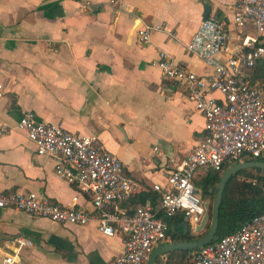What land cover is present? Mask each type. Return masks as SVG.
I'll use <instances>...</instances> for the list:
<instances>
[{"label":"crops","instance_id":"crops-1","mask_svg":"<svg viewBox=\"0 0 264 264\" xmlns=\"http://www.w3.org/2000/svg\"><path fill=\"white\" fill-rule=\"evenodd\" d=\"M235 4L0 0V190H33L53 202L90 207L88 196L59 178L50 155L37 154L17 127L20 114L29 110L35 119L59 123L73 133L96 134L136 183L125 206L133 208L141 199L155 206L152 184L164 183L168 158L183 157L203 127L185 87L161 75L154 62L157 50L196 74L210 73L209 65L184 49L203 5L224 22L227 38L217 54L220 61L240 53L244 35L262 43L249 22L239 26L232 21ZM142 22L160 25L144 43L135 34ZM256 63L264 65V59ZM247 73L244 67L242 74L249 78ZM16 235L29 243L17 247ZM121 249V233L103 235L94 220L60 223L0 208V260L15 250L16 264H110Z\"/></svg>","mask_w":264,"mask_h":264},{"label":"built area","instance_id":"built-area-1","mask_svg":"<svg viewBox=\"0 0 264 264\" xmlns=\"http://www.w3.org/2000/svg\"><path fill=\"white\" fill-rule=\"evenodd\" d=\"M231 18L239 26L249 22L255 35L264 39V0H236ZM159 27L140 23L135 28L137 40L147 42L151 31ZM226 38L224 22L210 13L200 19L185 43L186 52L198 55L210 66L206 75L179 66L164 50H157L154 62L161 75L185 87V96L203 117V127L183 157L168 158L164 183L152 184L157 192L155 206L148 199L131 210L122 204L136 183L96 134L73 133L59 123L37 120L25 110L17 127L25 131L37 154L50 155L59 178L88 196L90 207L53 202L33 190L16 188L0 190V208H15L60 223L85 225L94 220L103 235L120 232L122 249L110 264H145L154 246L169 241L167 222L159 213L169 217L181 211L183 220L194 231L208 201L194 185V174L202 169L218 170L223 163L244 157L264 156V94L242 74L244 67L264 59V44L256 42V36L244 35L240 53L220 61L217 54L225 47ZM211 91L219 95H211ZM12 240L17 247L29 243L20 235ZM14 252H5L0 264H16ZM157 256L153 264H177L166 261L164 252ZM187 260L188 264H264V211L253 214L232 232L192 250Z\"/></svg>","mask_w":264,"mask_h":264},{"label":"trees","instance_id":"trees-1","mask_svg":"<svg viewBox=\"0 0 264 264\" xmlns=\"http://www.w3.org/2000/svg\"><path fill=\"white\" fill-rule=\"evenodd\" d=\"M264 44V40L262 41ZM259 67L258 70L254 68ZM245 70L250 73L249 83L260 89L264 94V65L256 62ZM251 158H246L249 160ZM254 159L264 161V156H257ZM230 164L223 163L218 170H199L193 176L194 185L201 191L202 196L208 200V219L204 224V231H191L189 224L183 220L181 211L176 212L172 216H163L167 222L166 235L169 241L189 240L199 238L208 228L210 216V200L213 198V192L216 182L221 172ZM237 180L236 185L231 182ZM157 196H152V202H155ZM143 200L141 199L140 202ZM124 206L126 201L122 203ZM125 206V207H126ZM128 210L129 208L126 207ZM131 209V208H130ZM264 211V169L259 167H247L232 172L225 181L221 200L218 208L217 225L213 239L235 230L242 222L246 221L250 216L258 212ZM197 248V247H196ZM196 248L188 249H170L165 251L166 261L177 264H188V255ZM158 256L154 258L157 261Z\"/></svg>","mask_w":264,"mask_h":264},{"label":"water","instance_id":"water-1","mask_svg":"<svg viewBox=\"0 0 264 264\" xmlns=\"http://www.w3.org/2000/svg\"><path fill=\"white\" fill-rule=\"evenodd\" d=\"M209 7L207 5H203V10L201 13V19L205 18L208 15ZM247 167H259L264 169V161L257 160V159H249V160H242L231 163L228 165L220 174L215 189L213 192V198L210 205V216H209V224L207 230L197 239H189V240H175V241H166L160 244H157L152 248L149 252L145 264H153L154 258L160 254L161 252L168 251L170 249H188V248H196L199 247L210 240L213 239L216 225H217V215H218V208L221 200L222 190L225 184V181L229 177V175L237 171L238 169L247 168ZM205 211L199 221V223L194 228V231H199L203 228L204 224L208 219V201L204 203Z\"/></svg>","mask_w":264,"mask_h":264},{"label":"rangeland","instance_id":"rangeland-1","mask_svg":"<svg viewBox=\"0 0 264 264\" xmlns=\"http://www.w3.org/2000/svg\"><path fill=\"white\" fill-rule=\"evenodd\" d=\"M245 159H246V158L244 157L243 159H241V160H239V161H242V160H245ZM231 163H233V162H231ZM228 164H230V163H228ZM231 184H232V185H236V184H237V180L231 182ZM211 202H212V200H210V205H211ZM208 203H209V202H208ZM204 230H205V228H204V226H203V228L200 229V230L198 231V233L201 232V231H204Z\"/></svg>","mask_w":264,"mask_h":264}]
</instances>
